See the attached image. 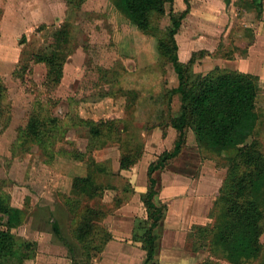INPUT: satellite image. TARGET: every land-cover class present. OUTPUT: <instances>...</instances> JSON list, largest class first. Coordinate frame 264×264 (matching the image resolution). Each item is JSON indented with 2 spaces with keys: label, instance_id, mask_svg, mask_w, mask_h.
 Here are the masks:
<instances>
[{
  "label": "rangeland",
  "instance_id": "rangeland-1",
  "mask_svg": "<svg viewBox=\"0 0 264 264\" xmlns=\"http://www.w3.org/2000/svg\"><path fill=\"white\" fill-rule=\"evenodd\" d=\"M258 1L261 12L252 0H172L157 28L165 30L172 13L188 9L176 34L179 59L187 64L194 53L207 52L197 55L192 74L218 67L255 76L259 115L255 135L264 147V0ZM67 13H71L67 0H0V76L6 88L0 115V195L21 211L22 219L11 232L17 242L33 244V252L22 264H142L143 243L132 236L147 222L141 201L147 167L177 140L169 122L180 114V97L176 94L169 100L167 95L178 85L177 75L159 57L156 38L133 26L110 0H83L80 10L73 12L72 52L61 82L48 89L45 67L37 63L31 71L35 91H27L14 72L16 64L44 50ZM40 25L46 26L39 29ZM35 96L44 98L48 111L60 120L46 143L48 149L46 144L23 141L20 134ZM80 119L102 129L90 153L86 152L90 134ZM123 138L132 139L130 145L142 151L126 170L120 168ZM234 154L233 150L220 154L204 150L193 129L185 128L181 153L156 173V201L166 204L156 230L159 244L171 243L176 219L183 222L179 213L186 205L181 202L188 197L194 214L200 215L191 223L212 226L226 158ZM91 160L104 169L92 173L101 187L97 195L72 185L74 178L92 170L87 163ZM73 207L76 212H71ZM86 207L104 213L100 225L111 236L100 233L83 248L73 230ZM183 236L180 249L187 260L177 264H201L209 257L206 249L192 250L189 233ZM210 258L212 264L228 263L221 253ZM157 260L163 263L164 258Z\"/></svg>",
  "mask_w": 264,
  "mask_h": 264
},
{
  "label": "trees",
  "instance_id": "trees-1",
  "mask_svg": "<svg viewBox=\"0 0 264 264\" xmlns=\"http://www.w3.org/2000/svg\"><path fill=\"white\" fill-rule=\"evenodd\" d=\"M261 12V3L252 0ZM261 1V0H260ZM83 0H67L69 11L63 21L54 28L47 39V46L38 53L29 55L27 62H18L14 72L31 93L35 91L31 71L34 64H43L46 70L45 85L49 89L56 87L62 80L64 65L72 52L74 38V11H79ZM112 6L122 13L129 22L156 38V47L163 62L172 65L178 79V85L167 91L168 99L173 95L180 97V114L170 119V125L178 136L173 148L161 153L147 167V186L141 201L147 213L146 226L132 239L143 243L145 259L142 264H159L156 253L159 235L156 230L165 216L166 204H159L158 179L156 173L165 169L181 153L184 143V131L191 127L198 145L220 154L227 150L235 151L227 157V171L213 204L214 223L193 225L189 232L191 248L208 250L201 264H212L210 258L221 253L227 264H251L260 259L264 264V147L256 138L259 120L257 113V86L254 75L218 67L206 74L193 75L191 64L197 55L203 57L207 52L194 53L187 64L180 61L176 34L188 9L179 14L170 15L171 24L165 30L157 28V20L165 13L167 3L172 0H110ZM46 25H40L41 29ZM6 88L0 76V115L3 114V100ZM2 113V114H1ZM81 125L90 134V153L102 129L96 124L80 119ZM60 120L53 117L47 109V102L41 96H35L31 114L23 129H20L23 141L48 143ZM112 127V122L108 123ZM130 140H120L122 156L120 168L129 169L142 154L137 145L131 146ZM48 149V144L45 145ZM85 154H82V156ZM88 174L73 179V188L80 192L97 195L101 187L96 184L92 173L103 171V167L94 160ZM87 165V168H88ZM100 166V167H99ZM76 212V207L71 209ZM0 264H22L33 252V244L17 242L11 230L21 223V211L6 203L0 195ZM104 213L86 207L73 230L75 239L83 248L94 243L96 237H110L100 221ZM218 264V263H215ZM221 264V263H220Z\"/></svg>",
  "mask_w": 264,
  "mask_h": 264
},
{
  "label": "crops",
  "instance_id": "crops-1",
  "mask_svg": "<svg viewBox=\"0 0 264 264\" xmlns=\"http://www.w3.org/2000/svg\"><path fill=\"white\" fill-rule=\"evenodd\" d=\"M189 201H190V197L186 198V201H182L181 205H184V210L180 211V215L182 217V221L180 222L181 218L176 219L175 223H174V230H172L174 232V235L170 238L171 243H168L166 245L163 244H159V240H158V248H157V253H156V257L159 258H164L163 263L164 264H177V263H182V261L187 260L184 256L182 255L181 249L180 247H182L184 245L183 240H184V234L187 232H190V229L193 225H201L198 222H193L191 223L192 219L194 220L195 218L200 217V215H195L194 214V209H191L192 205H189ZM186 220V221H185ZM199 221V220H198ZM184 222L189 224L188 226L184 225ZM166 228V227H165ZM188 235V234H187ZM189 239V236H188ZM160 261V260H159ZM161 264L162 261H160ZM159 263V264H160Z\"/></svg>",
  "mask_w": 264,
  "mask_h": 264
}]
</instances>
